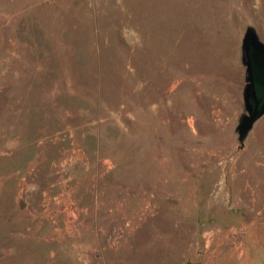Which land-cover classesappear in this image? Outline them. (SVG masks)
Returning a JSON list of instances; mask_svg holds the SVG:
<instances>
[{
	"label": "rangeland",
	"instance_id": "obj_1",
	"mask_svg": "<svg viewBox=\"0 0 264 264\" xmlns=\"http://www.w3.org/2000/svg\"><path fill=\"white\" fill-rule=\"evenodd\" d=\"M248 27L264 0H0V264H264Z\"/></svg>",
	"mask_w": 264,
	"mask_h": 264
},
{
	"label": "water",
	"instance_id": "obj_2",
	"mask_svg": "<svg viewBox=\"0 0 264 264\" xmlns=\"http://www.w3.org/2000/svg\"><path fill=\"white\" fill-rule=\"evenodd\" d=\"M241 60L245 65L243 103L246 113L242 114L236 127L242 140L253 123L264 113V43L256 31L246 28L241 41Z\"/></svg>",
	"mask_w": 264,
	"mask_h": 264
}]
</instances>
